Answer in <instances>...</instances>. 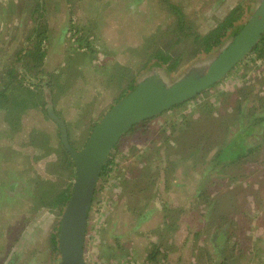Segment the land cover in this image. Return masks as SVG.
Listing matches in <instances>:
<instances>
[{"label":"rangeland","instance_id":"rangeland-1","mask_svg":"<svg viewBox=\"0 0 264 264\" xmlns=\"http://www.w3.org/2000/svg\"><path fill=\"white\" fill-rule=\"evenodd\" d=\"M243 1L0 0V88L6 83V70L16 63V54L23 57L22 48L34 49L36 41L26 42L34 28L46 30L47 38L42 44L46 55L38 70L44 73L42 79L50 77V86L44 84V107H31L33 101L43 99L41 90L30 84L37 83V71L32 67L28 72L31 76L22 79L29 91H20L18 81L8 85L10 99L5 104H12L18 97L29 98L30 106L20 120L15 111L12 113L18 124L9 127L6 120H10L0 110V264H8L11 258L12 264L60 262L51 235L58 232L63 209L33 207L38 197L33 182L38 176L61 187L62 182L73 185L75 175L73 166L65 167L67 157L60 130L49 115L48 106L65 122L71 146L80 150L120 91L115 82H109L103 69L89 67L88 63L98 66L99 60L105 59L110 67L119 63L136 71L140 63L130 55V48L141 49L144 37L158 26L164 30L172 24L175 33L168 34L163 44L174 43L180 33L169 4L183 11L184 32L185 27L191 26L189 33L203 35ZM256 1L249 10L244 9L243 21L252 14ZM38 4L43 6L42 13ZM81 35L91 40L95 49L92 57H83L76 49L77 36ZM191 39L187 36L175 46L176 55L183 52V60L173 76L187 68L192 59L195 47ZM196 56L201 60L208 58L202 53ZM94 57L98 61H91ZM245 68L241 66L239 72ZM236 75L235 69L219 85L221 90L235 92L218 100L215 111L217 117H225V122L236 106L240 83ZM258 88L253 85V90ZM193 108L186 105L175 110L185 115L190 130L174 131L168 141L165 137L170 130L162 132L158 128L146 133L136 128L119 140L120 152L113 151L117 165L96 185L85 238V264H264V144L252 155L250 163L208 171L224 133L218 122L205 120L197 107L191 112ZM246 111L264 112V102L253 96ZM180 120L177 115L162 116L149 127ZM41 134L49 142L46 151L38 146ZM206 135L210 136L207 141L203 138ZM33 137L34 145L30 143ZM251 137L247 140L252 142ZM150 140L154 141L149 143ZM133 147L134 152L147 150L143 164H134L135 157L130 153ZM44 151L45 156L34 159ZM138 174L139 187L132 183ZM149 176L153 177L150 183ZM124 177L128 180L125 184ZM15 179H23L26 185L10 194L6 186ZM201 184L204 185L198 190ZM141 188L144 190L138 193ZM134 208L147 213L141 223H137L138 211ZM168 221L173 224L172 229H168ZM153 252L156 254L151 258Z\"/></svg>","mask_w":264,"mask_h":264},{"label":"trees","instance_id":"trees-1","mask_svg":"<svg viewBox=\"0 0 264 264\" xmlns=\"http://www.w3.org/2000/svg\"><path fill=\"white\" fill-rule=\"evenodd\" d=\"M255 2V0H244L243 2L239 3L234 9H232L227 16H225L222 21H220L213 29L209 30L203 35L197 34L196 32L189 33L192 28L191 26L185 27L184 32V26H185V15L183 11L174 4H169V9L171 10V13L175 17V27L180 32L177 34V38L175 39L174 43L170 44H163L164 39L168 34H175L173 33V30L171 29L172 24H168L166 28L163 30L160 26L156 27V29L152 32H150L148 35L144 37V44L137 48H130L129 53L132 57L135 58V60L140 63V65L137 64V69L134 71L129 66H124L119 63L112 64L110 67L109 62H107L105 59L99 60V65L94 66L91 62L88 63L89 67L92 68L98 67L101 70L105 71L106 74H108V80L109 82H115L120 89L119 94L116 98V102L119 101L121 98L126 96L129 92H131L134 87L136 86L138 78L144 74L146 71L150 70L154 66L161 67L165 74L169 77V79H174L175 76L174 72L178 69L179 65L181 64L183 60V52L178 53L176 55L175 46L178 43H181L187 36L192 37L191 44L194 45L195 50L191 51L192 59L188 66L193 65L197 60H201V57L199 58L196 56L198 53L204 54L206 57H211L212 55H215L217 53V50L222 47L229 39H233L234 36L238 33V31L242 28L245 21L242 20V15L246 14L245 10H249L251 5ZM39 5V10L43 11L42 4ZM41 15V14H40ZM47 34L45 29H38L34 28L33 31L30 33V35L26 38V42H35L34 49L29 48H22L20 52L24 53L21 55L16 54V63L10 66L5 74L4 78L5 85L0 88V103L4 102L2 105H0V110L4 112V116H7L10 120L6 122L8 123V126H15L18 124V122H14L13 119V111L17 114V119L20 120V115L25 111V109L29 108V104H27V101H29V98L27 99L25 96L21 98H17L16 101H13L12 104L10 103L5 104L10 99V88L8 85H10L13 82H19V90L20 91H29V88L26 87L23 84L22 80L23 78H26L28 76V72H30V69L36 68L37 74L34 76V79L37 81V83L31 82L30 84L35 86L38 89L41 90L42 93V102H38V100L33 101L31 103V107H38L45 105V97L46 91L44 89V84L48 83L50 86V77L41 78L44 73L38 68L40 67V64L42 62V59L46 55V51L42 48L43 42L46 40ZM76 41L78 42V46H76V49H78L80 54L85 57L86 55L89 57H92L91 55L94 54L95 49L91 45V40H89L87 37L81 35L77 36ZM84 42V43H83ZM85 47L86 50H81ZM194 51V53H193ZM89 54V55H88ZM28 56L29 59L25 60V57ZM198 57V58H197ZM205 57V58H206ZM24 59V60H23ZM98 61L96 57L92 58V60ZM32 60H36V63H31ZM70 64H68L69 66ZM107 65V66H106ZM65 67V70L66 68ZM241 66H245L247 68L244 70H241L239 72V68ZM112 68V69H111ZM110 69V73L107 72V70ZM186 68H184L185 70ZM236 69V78L238 79L239 87L236 90L237 98L235 99V107L233 108V111L230 112V119L229 121L225 122V117H217V112L215 111L217 109L218 100L220 98H226L229 94H234L235 92H231L229 90H221L219 88L220 83H222L224 78L229 75L231 72H234ZM22 70V71H21ZM112 70V72H111ZM183 70V71H184ZM250 71V73H248ZM14 72H16L14 74ZM104 73V75H105ZM30 75V74H29ZM224 78L219 80L218 82L211 85L206 90H203L199 94L180 102L169 109L155 115L149 118H146L144 120L139 121L138 123L134 124L122 137L126 136L129 133H132L136 128H141V133H146L149 131H156L161 129V131H169L170 134L167 135L166 141L170 140L172 138V135L174 131L185 132L190 129H188V121L185 118L184 114L176 113V109L183 108L184 106H190L193 105V110L191 112H194L197 107V112L199 111L201 117H203L207 121L218 122V126L223 129L224 136L222 137V143L217 144V149L215 150V153L213 157L211 158V162L208 165V171L209 170H215L218 171L219 169H223L225 167H229L233 164L241 165V163H250L253 160L251 159L252 155L257 153L261 145L264 144V112L262 111H255V112H248L246 111V106L248 102L255 96L258 102H264V33L261 35L258 42L254 45V47L251 49V51L227 74ZM239 75V76H238ZM22 77L21 79H16V77ZM31 76V75H30ZM31 78V77H30ZM38 79V80H37ZM120 82V84H119ZM121 83L124 85L122 86ZM253 85H258L259 88L256 90H253ZM47 87V84H46ZM208 98L206 100H202V98ZM209 99L211 101H209ZM115 102V103H116ZM242 103H244L242 105ZM244 106V107H243ZM28 107V108H27ZM20 108L19 111L17 109ZM173 115H177L181 120L179 122H163L161 125L158 124L156 128L149 127L150 123L159 117H170ZM13 119V120H12ZM203 119V120H204ZM195 129V128H192ZM212 129V128H211ZM211 129H208L210 131ZM157 130V131H158ZM38 134L39 132L36 131ZM34 134V132H33ZM32 134V135H33ZM31 135V136H32ZM254 141L247 140V137H250ZM45 135L41 134V142L39 143L40 147H45V151L50 146L48 145V139L44 138ZM121 137V138H122ZM209 135H206L203 137L207 141L209 139ZM154 138V137H153ZM174 138V137H173ZM31 140V144L34 145L36 143V140L34 137ZM152 143L153 141L150 140ZM63 145V144H62ZM215 146V148H216ZM135 147L130 149V153L133 152V155L135 157L134 164H143V158L147 150H142L141 152H134L133 149ZM155 153H159V149L157 147H154ZM152 148V149H154ZM62 149L67 157L65 159V164L67 169L70 166L74 167L73 161L68 154V152L65 150L64 146H62ZM120 147L118 146V143L114 146L113 150L109 154L102 171L100 173V177L107 175L109 171H111L112 166L115 164L114 162V155L115 153L113 151L116 150V153L120 152ZM44 151V153L41 156H36L34 159H39L42 156H45L47 153ZM130 155V154H129ZM130 157V156H129ZM146 157V156H145ZM148 158V156H147ZM63 162V161H62ZM170 165V164H168ZM171 166V165H170ZM172 167V166H171ZM157 168V167H156ZM130 171V170H129ZM206 171V170H205ZM204 171V174L206 172ZM207 171V172H208ZM132 180V183L135 184L137 187L141 184V179L139 174L136 175ZM37 177V176H36ZM147 182L150 183L153 180V177L149 176L147 178ZM125 184L128 182V180L124 179ZM140 182V183H139ZM64 184V187H63ZM26 184L24 183L23 179H15L11 180L9 184L6 186L10 194H14V192L24 187ZM61 187H59V184L56 182H52L47 178H43L38 176L35 181L33 182V190L38 193L37 199L34 200V209H42V208H59V210H62L67 203L70 193L72 190V184L70 182L68 183H60ZM204 184H201L198 190H201ZM127 184L123 188L124 195L126 193ZM144 189L141 188L140 190H137L139 193L142 192ZM133 192V190H132ZM97 193V189L95 190L94 197ZM93 197V200H94ZM134 210H137V223H141L145 218L147 213L142 212L141 208H134ZM171 217V216H169ZM167 218V216H166ZM169 222V221H168ZM166 223V222H165ZM173 224L169 222L168 229H172ZM167 230V229H166ZM51 243L53 246L54 251L58 252L59 256V250H58V235L57 232H55L53 235H51ZM122 249V248H121ZM155 252L150 254L149 256L154 258Z\"/></svg>","mask_w":264,"mask_h":264},{"label":"water","instance_id":"water-1","mask_svg":"<svg viewBox=\"0 0 264 264\" xmlns=\"http://www.w3.org/2000/svg\"><path fill=\"white\" fill-rule=\"evenodd\" d=\"M264 33V0H257L242 28L215 55L188 66L174 79L154 66L134 89L114 103L94 125L84 146H71L65 122L48 106L60 130L61 142L74 164V181L58 227L59 264H85L88 217L102 168L121 137L136 123L183 102L224 78Z\"/></svg>","mask_w":264,"mask_h":264},{"label":"crops","instance_id":"crops-1","mask_svg":"<svg viewBox=\"0 0 264 264\" xmlns=\"http://www.w3.org/2000/svg\"><path fill=\"white\" fill-rule=\"evenodd\" d=\"M8 264H12V258H11V262H8Z\"/></svg>","mask_w":264,"mask_h":264}]
</instances>
